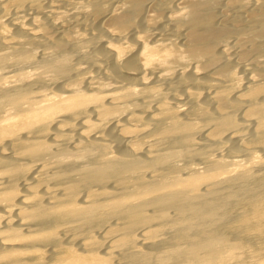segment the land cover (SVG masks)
Segmentation results:
<instances>
[{
  "label": "bare ground",
  "instance_id": "bare-ground-1",
  "mask_svg": "<svg viewBox=\"0 0 264 264\" xmlns=\"http://www.w3.org/2000/svg\"><path fill=\"white\" fill-rule=\"evenodd\" d=\"M0 264H264V0H0Z\"/></svg>",
  "mask_w": 264,
  "mask_h": 264
}]
</instances>
